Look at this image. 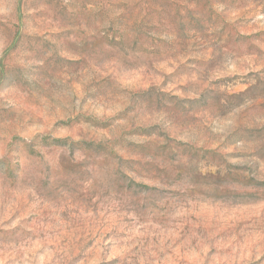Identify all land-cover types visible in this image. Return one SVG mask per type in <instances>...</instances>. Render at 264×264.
Instances as JSON below:
<instances>
[{
  "label": "rangeland",
  "instance_id": "1",
  "mask_svg": "<svg viewBox=\"0 0 264 264\" xmlns=\"http://www.w3.org/2000/svg\"><path fill=\"white\" fill-rule=\"evenodd\" d=\"M0 264H264V0H0Z\"/></svg>",
  "mask_w": 264,
  "mask_h": 264
}]
</instances>
